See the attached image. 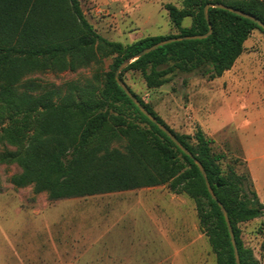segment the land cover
<instances>
[{"label": "trees", "instance_id": "1", "mask_svg": "<svg viewBox=\"0 0 264 264\" xmlns=\"http://www.w3.org/2000/svg\"><path fill=\"white\" fill-rule=\"evenodd\" d=\"M209 3H224L264 22V0H183L182 6L165 5L179 33L124 44L96 31L81 0H0V136L14 147L2 152L0 161L21 166L22 172L12 178L15 186L33 184L36 192L47 191L58 200L167 183L172 192L195 201L200 229L217 264H237L225 216L199 166L139 109L115 76L126 59L157 42L208 32L205 7ZM209 14L210 36L160 46L134 59L120 77L124 80L127 71H140L149 88L162 86L178 72L198 71L214 79L232 68L254 30L264 33L258 23L229 10L210 7ZM188 18L192 24L184 26ZM95 46L115 54L102 88L74 87L62 95L57 88L35 93V87H19L31 73L74 68L75 60L89 61ZM130 89L204 165L228 210L241 264H260L246 246L240 226L264 216V202L251 173L234 166L224 170L226 155L213 150V141L201 126L194 135L176 132ZM124 140V150L114 146Z\"/></svg>", "mask_w": 264, "mask_h": 264}, {"label": "rangeland", "instance_id": "2", "mask_svg": "<svg viewBox=\"0 0 264 264\" xmlns=\"http://www.w3.org/2000/svg\"><path fill=\"white\" fill-rule=\"evenodd\" d=\"M183 0H81L88 20L112 41L130 44L146 36L179 33L165 7ZM185 19L183 25L190 26ZM115 54L95 46L89 61L74 68L25 76L21 89L102 88ZM124 80L173 130L194 135L201 126L224 170L261 167L264 180V33L252 32L231 69L210 79L178 72L158 88L130 70ZM135 115V114H132ZM125 140L115 147L124 150ZM0 136V154L13 149ZM248 157L252 158L251 164ZM22 168L0 161V264H217L200 229L196 203L169 184L52 200L34 185L15 186ZM256 189V187H255ZM242 236L264 264V216L243 222Z\"/></svg>", "mask_w": 264, "mask_h": 264}, {"label": "water", "instance_id": "3", "mask_svg": "<svg viewBox=\"0 0 264 264\" xmlns=\"http://www.w3.org/2000/svg\"><path fill=\"white\" fill-rule=\"evenodd\" d=\"M210 7H219V8H223L226 10H229L237 15H240L242 17L248 18L256 23H258V25H260L263 29H264V22L259 19L258 17L245 12L243 10L234 8L232 6L226 5L224 3H209L208 5H206L205 7V17L209 23V30L206 33L203 34H196V35H180V36H176V37H171L168 39H164L160 42L155 43L154 45L147 47L145 49H143L142 51H140L134 58H128L126 59L117 69L115 76H116V80L118 82V84L123 88V90L129 95V97L133 100V102L139 107V109L155 124H157L175 143L178 147H180L187 155H189L194 161L195 163L199 166L202 175L205 179L208 191L210 193V195L212 196V198L221 206L222 212L225 216L226 222H227V226L231 235V239H232V243L234 246V252H235V257H236V262L237 264H241V260H240V255H239V250H238V246L236 243V238H235V234L233 231V226L231 223V219L228 213V210L226 209V207L224 206V204L219 200V198L217 197L207 174V171L204 167V165L202 164V162L193 154L192 151H190V149L185 146L180 140L179 138L176 136V134L169 128L167 127V125H165L164 123H162L155 115H153L145 106L144 104H142V102L138 99V97L132 92V90L130 89V87L128 86V84L120 77V73L121 71L127 67L132 61H134V59H137L138 57L147 54L153 50H155L156 48L163 46L165 44L174 42V41H180V40H190V39H202V38H206L208 36H210L213 32V25L212 22L210 20V14H209V8Z\"/></svg>", "mask_w": 264, "mask_h": 264}, {"label": "crops", "instance_id": "4", "mask_svg": "<svg viewBox=\"0 0 264 264\" xmlns=\"http://www.w3.org/2000/svg\"><path fill=\"white\" fill-rule=\"evenodd\" d=\"M250 164L252 161L251 157H248ZM252 174L254 176V186L256 187V191L261 199L264 202V180L261 175V167L258 164H255V169L251 166Z\"/></svg>", "mask_w": 264, "mask_h": 264}]
</instances>
